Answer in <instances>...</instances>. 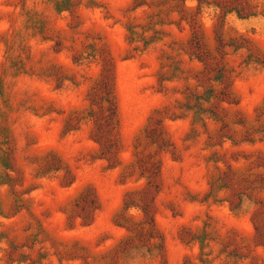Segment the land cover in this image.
I'll use <instances>...</instances> for the list:
<instances>
[{
  "label": "rangeland",
  "instance_id": "374dc122",
  "mask_svg": "<svg viewBox=\"0 0 264 264\" xmlns=\"http://www.w3.org/2000/svg\"><path fill=\"white\" fill-rule=\"evenodd\" d=\"M0 264H264V0H0Z\"/></svg>",
  "mask_w": 264,
  "mask_h": 264
},
{
  "label": "trees",
  "instance_id": "16d2710c",
  "mask_svg": "<svg viewBox=\"0 0 264 264\" xmlns=\"http://www.w3.org/2000/svg\"><path fill=\"white\" fill-rule=\"evenodd\" d=\"M107 91H108V90H107ZM108 93H110V92L108 91ZM107 100H108V102L111 103V105H113V103H112V101L110 100V98H108ZM112 113H113V111H112ZM86 201H87V195H82V196H81V201H80V203H82V202H86Z\"/></svg>",
  "mask_w": 264,
  "mask_h": 264
}]
</instances>
